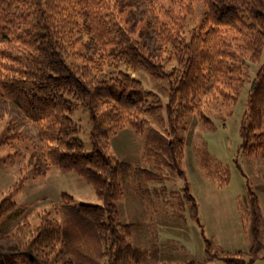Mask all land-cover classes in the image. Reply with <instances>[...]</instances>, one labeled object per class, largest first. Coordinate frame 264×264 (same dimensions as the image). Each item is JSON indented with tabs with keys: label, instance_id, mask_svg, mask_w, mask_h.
I'll use <instances>...</instances> for the list:
<instances>
[{
	"label": "trees",
	"instance_id": "16d2710c",
	"mask_svg": "<svg viewBox=\"0 0 264 264\" xmlns=\"http://www.w3.org/2000/svg\"><path fill=\"white\" fill-rule=\"evenodd\" d=\"M136 6L147 16L146 31L153 32L157 53L133 35L124 16ZM197 6L202 17L195 23ZM78 35L88 40L87 54L77 49ZM251 63L258 66L239 128L247 157L264 151V0H0V99L14 103L36 126L42 158L89 183L101 201L76 203L62 192L54 204L61 218L44 217L35 229L21 222L6 236L15 247L0 249V264L154 261L155 246L135 245L133 224L119 219L117 204L125 198L121 176L134 177L128 188L138 192L140 185L148 203L149 184L174 174L185 179L179 169L181 121L195 113L211 125L203 106L236 103ZM139 68L163 81L165 105L131 74ZM78 105L89 112V151L72 119ZM125 127L143 136L144 165L136 170L110 152V139ZM200 159L208 166V156ZM15 191L1 199L0 220L15 207ZM184 192L197 219L195 200L187 187ZM170 193L178 205L177 192ZM254 205L253 255L264 249V227Z\"/></svg>",
	"mask_w": 264,
	"mask_h": 264
},
{
	"label": "rangeland",
	"instance_id": "374dc122",
	"mask_svg": "<svg viewBox=\"0 0 264 264\" xmlns=\"http://www.w3.org/2000/svg\"><path fill=\"white\" fill-rule=\"evenodd\" d=\"M136 10L137 6L124 14L133 35L144 40L152 52L157 53L153 32L146 31L147 16ZM201 17L202 10L197 6L192 22L197 23ZM77 39V49L87 54V38L78 35ZM257 66L254 63L249 65L236 103L203 106L211 125H204L195 113L186 115L181 121L179 132L184 141V156L179 169L184 172L185 179L174 174L171 180L149 184L151 201L148 203L140 185L138 192L128 188L127 184L134 177H120L125 198L117 204L119 219L133 224L132 242L135 245L142 248L155 246L157 258L142 264H185L188 261L230 264L228 260L231 258L242 264H264V249L255 255L251 253L254 244L252 226L256 225L252 221L254 202L262 219L260 226L264 227V151L254 157L244 155L239 132L247 109L250 80ZM131 74L146 90L156 91L162 104H166L167 92L162 89V80L151 78L141 68ZM72 119L80 128L78 136L84 149L89 151L91 123L88 109L78 105ZM261 130H264V121ZM142 145L143 136L125 127L110 139V152L127 162L131 170H136L144 165ZM39 146L40 135L36 126L14 103L0 99V201L16 190L11 196L15 207L0 220L2 251L15 245L6 236L21 222L26 221L35 229L44 217L47 221L61 218L54 212V204L62 192L71 194L76 203H101L89 183L75 173L61 172L48 164L40 155ZM200 148H204L206 154ZM205 155L208 156V166L200 159ZM18 182L21 186L16 189ZM185 187L195 200L197 219L193 217L190 201H185ZM174 191L179 196L178 205L175 193H170ZM18 264H21L20 260Z\"/></svg>",
	"mask_w": 264,
	"mask_h": 264
}]
</instances>
